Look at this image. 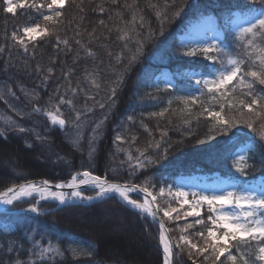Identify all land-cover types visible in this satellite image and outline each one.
<instances>
[{"label":"trees","instance_id":"trees-1","mask_svg":"<svg viewBox=\"0 0 264 264\" xmlns=\"http://www.w3.org/2000/svg\"><path fill=\"white\" fill-rule=\"evenodd\" d=\"M36 2L41 3L44 0H36ZM165 2L166 0H119L117 5H113L111 0H83L84 11L81 12L78 7L80 0H70L61 10L63 24L57 32L60 41L67 40L68 46L61 42L57 47L56 37L49 36L39 40L35 47L29 44V50L25 53L22 48L15 45L11 39V33L34 23H40L43 27L45 22L33 8H18L15 15L5 13L3 11L5 5L3 0H0V46L6 48L5 52L0 53V95L4 96V99H0V116L10 117L25 127L35 128L37 132L46 134L52 144V150H49L46 144L43 147L40 146V142L30 133H8L7 141L14 140L13 144L18 143L27 150L25 146V140H27L34 145L30 150H34L39 156L36 161L37 168L34 167V169L27 166L26 159H23L21 164L23 168H18L24 169L22 171L25 173L21 175L22 177L57 182L68 180L73 173L87 169L109 180L141 184L147 176L151 184L155 185L154 188L150 187V190L157 195V203L164 207L166 201L158 195L159 189L173 183L177 176L194 173L210 176L217 173L223 177L238 178L240 181L259 176V155L248 161L249 164L255 165V168L248 169V177H240L232 167L233 154L251 135L244 125L233 128L226 135H221L217 131L213 133L216 136L215 140L204 144L198 143L208 135L210 121L204 118L196 119L201 111L199 105L192 106L191 115L182 112L185 106L177 99V97L191 94L199 96V86L195 84V77L199 76V73H207L212 67V62L203 56L181 55V52L186 49L179 42L178 35L190 21L201 14H225L222 10L242 7L245 0H176L177 4L185 5L184 11L178 19L164 24L163 35H161V21L157 19L156 13L164 11ZM126 3L134 5L131 11L123 7ZM101 4L105 8L102 14L98 9V5ZM153 5L156 7H152ZM133 12L137 15L136 31L141 35L137 37L136 33L130 32L128 33L130 39H120L119 37L124 33L117 29L125 28ZM117 13H120L123 19L117 16ZM140 16L144 18V28L139 27ZM81 17H83L82 20ZM100 20L105 21L107 27L100 25ZM77 24L80 35H76ZM128 27L133 26L129 24ZM149 27L156 33L155 36L149 37ZM93 29L96 30L93 35L99 39H93L90 43L89 33H92ZM18 34L22 35V32ZM138 38L144 40L142 54H139L138 62L133 64L130 71L124 75V83L117 85L118 73H122L128 65L129 58L137 54ZM77 40L80 44L76 43ZM222 40L228 46L234 42L233 37L225 31H223ZM87 50L95 53V56H88ZM232 50L235 53L239 51V48L234 47ZM6 64L11 67L5 72L3 69ZM25 65L28 66L27 73L22 71ZM37 65L41 69L39 74L35 71ZM215 66L219 67L218 64ZM49 67L53 69L51 74L47 73ZM163 69L173 74V87L164 91L166 85L162 83L163 81H159L161 91L157 92L155 88L148 85L155 82L156 75ZM86 73H92V77H88ZM45 76H48L47 80H44ZM92 78L97 79L99 88L91 84ZM22 87L35 95L36 98L32 99L31 103L30 98H26L21 92ZM113 87L116 88V96L109 99ZM256 87L259 89L264 86L256 85ZM8 88L16 95L12 96ZM73 89L77 90L74 99L76 109L80 111L90 109L85 115L87 128L83 153L74 152L66 142L71 134L69 129L73 127L71 122L64 132L59 129L46 131L49 126L46 117L32 113L33 106L54 111L53 105L56 104L58 97L71 98ZM201 99L207 101V96ZM169 101H171L170 105ZM101 103L105 105L104 108L99 107ZM165 108L168 112L162 118L149 115L159 113ZM60 109L65 119L69 121L73 119L75 114L68 106L61 105ZM215 110H219L218 106ZM17 111H22L25 115L18 116ZM105 116L108 117L107 120H104ZM129 116L132 117L131 121L127 119ZM186 119L191 121L190 126L185 124ZM98 120H103V132L98 144L97 158L93 162L89 160L86 151L87 136L94 122ZM0 127H5V124L0 123ZM117 133L124 137L122 143L113 142ZM162 133L166 135L162 137ZM133 137L135 140L132 139ZM256 139L259 142L258 137ZM7 141L0 140V146L5 147ZM153 142H159L161 148L157 150L149 147V144ZM19 148L24 150L16 147V149ZM118 148L122 151H118ZM164 148H168L167 159L159 160L146 169L137 170L134 175H129L133 170L129 167L127 153L130 152L133 157H136L139 155L137 149H140L155 159ZM46 151L50 153H45ZM55 153L64 156L68 163L58 160ZM131 163L134 164L135 159ZM8 172L0 171V191L16 182L12 172L10 170ZM84 192L93 193L92 190ZM131 196L133 199L141 200L136 193H132ZM171 203L174 207L177 205L173 200ZM26 206H29V203L23 202L15 207ZM40 206L45 214L39 217L27 211H11L5 216L4 211H0V223L12 224V232L16 231L17 225L27 224L36 233H42L45 242L49 239L54 244L59 241L62 248H66L69 242H76L74 247L76 245L84 247L91 241L99 249V256L96 259L106 257L111 264H115L116 261H120L121 264H133V262L134 264H162L158 225L152 222L151 218L144 219L137 215L118 197L91 203H76V206L72 207L56 206L55 202L42 201ZM175 215L173 213V216ZM208 215V209L204 208L200 217L184 218L181 210L182 218L179 221L174 219L169 221L160 213L173 243L179 240L181 235L179 229L186 224H192L193 227L187 229L185 235L200 246L204 245V241L196 233L204 232L207 235L206 228L211 227L208 223ZM196 219H201L203 223L195 224ZM95 222L102 225L111 236L99 233L95 228ZM14 239L11 232L5 233L0 229V249ZM36 239H41V236L37 234ZM182 248V251L174 249L178 255L174 256L173 264H192L187 246L182 245ZM232 251L236 254L235 249ZM65 256L67 257L65 264H92L88 258L73 260L68 252H65ZM193 258L196 264H202V256ZM252 259L255 257L253 256ZM209 264H212V261H209Z\"/></svg>","mask_w":264,"mask_h":264},{"label":"snow or ice","instance_id":"snow-or-ice-1","mask_svg":"<svg viewBox=\"0 0 264 264\" xmlns=\"http://www.w3.org/2000/svg\"><path fill=\"white\" fill-rule=\"evenodd\" d=\"M70 0H44V2L37 3L36 0H3L5 5L3 11L15 15L18 8H33L35 9L41 19L45 22V26L40 23H34L30 26H25L11 33V39L16 46L23 49L25 53L29 50V44L35 47L39 40L49 36H55L57 40V47L62 42L68 46V41H60L57 32L63 24L62 11ZM113 5H117L119 0H111ZM83 0H80L78 5L81 12L84 11L82 7ZM131 11L134 5H123ZM152 7H156L153 5ZM184 4H177L176 0H166L164 11L161 13L157 11V19L160 23V34L163 35V26L165 23H170L172 20L178 19L184 11ZM46 9L47 11H43ZM99 12H105L103 5H98ZM225 14L207 13L201 14L197 18L198 23H203L209 27L196 41H190L183 44L182 47L186 49L181 52V55L186 57L203 56L206 60L212 62V67L207 73H199V78L195 83L199 86L200 95L191 94L185 97H177L184 104L182 112L188 115L192 114V106L199 105L201 111L196 116V119L204 118L210 121L208 135L205 139L199 140L198 143L204 144L215 140L216 136L213 133L217 131L221 135H226L233 128H238L244 125L251 135L248 136L244 143H241L237 151L233 154L234 159L232 167L240 177H248V169L255 168V165L249 164L250 159H255L256 155L260 156L259 160V176H252L250 180L240 181L234 178L236 183L229 188L220 191L219 193L204 194L203 192H188L184 191L182 187H176L174 190L169 187L159 189V196L167 194L171 199L166 201L167 207H161L157 203V195L150 190L155 185L151 184L149 177H145L141 184H132L129 182L117 183L110 182L107 177L94 175L90 170H83L72 175L68 182H59L53 184L49 180L25 181L22 184H13L3 191H0V205L11 206L3 209L5 216H7L18 203L27 202L29 207L26 210L35 214L37 217L45 214L41 210V201H55L58 206L72 207L76 206V202L88 201L91 203L94 200L111 199L118 197L119 200L136 212L137 215L144 219L151 218V221L159 224V244L163 250V264H173L174 256L178 253L174 249L183 250L182 245L187 246L188 256L192 259V264H196L195 257H203L202 264H212L220 262V264H264V87L257 88L256 85L264 86V0H245L242 7L228 8L222 10ZM123 19L120 13H117ZM83 17H81V20ZM111 19V17H110ZM139 27H145L143 16L139 17ZM223 21V23H220ZM137 15L133 12L132 18L125 25L124 29H117L124 33L120 39H130L128 33H136L140 37V33L136 31ZM99 24L107 27L105 21L100 20ZM133 27L129 28L128 25ZM79 25L77 24L76 35H80ZM95 29L89 33L90 43L93 39H99L94 36ZM111 31V29H109ZM149 37L155 36V32L149 27ZM221 31L227 32L233 37V44L228 46L225 41L220 38ZM22 32L21 34H18ZM209 32L212 34L209 35ZM80 44V41H76ZM239 48L238 52H233V48ZM144 48V40L137 39V54H133L129 58L128 65L122 73H118L116 84L124 83V75L130 71L131 66L138 62L139 54H142ZM6 51V48L0 46V53ZM88 56H95L90 50H87ZM109 55H111L109 53ZM219 65L216 67L215 65ZM11 65H5L6 72ZM28 66L25 65L22 69L27 73ZM35 71L39 74L41 69L39 65L36 66ZM53 69L49 67L47 73L51 74ZM88 77H92V73H86ZM48 76L44 77L47 80ZM91 84L99 88L100 84L97 79L92 78ZM166 86L163 89L168 91L173 87L172 83L165 82ZM148 87H153L157 92L161 91L158 82L149 84ZM73 96L65 98L59 96L54 107V111L49 108H42L39 106L32 107V113L36 115H43L49 121V126L46 131L59 129L64 131L66 126L71 122L74 129V134L66 142L74 152L85 151V129L87 123L85 115L90 109L85 111L77 110L74 104L76 89H73ZM8 92L15 96L16 94L8 88ZM26 98L35 99V95L30 93L25 88H21ZM150 95V93H146ZM116 96V88L111 89L112 99ZM207 96V101L201 97ZM0 99H4L0 95ZM94 99V98H93ZM51 103V100H50ZM171 101H169V105ZM66 105L74 112V117L71 121L64 118L60 106ZM218 106L219 110H215ZM100 108H104L103 103L99 104ZM15 110V109H14ZM168 109L160 111L159 113H150V116L164 117ZM18 116L25 115L22 111H17ZM31 115V114H29ZM107 116L104 120H107ZM129 121L132 117H127ZM185 124H191L190 120H185ZM5 127H0V140L7 141L8 133L26 134L30 133L40 142V146L47 145L49 150H52L50 138L46 134L37 132L35 128H28L12 120L10 117L4 121ZM145 129L147 130L146 126ZM103 120L94 122L90 134L87 136V155L90 161H95L99 151L98 144L102 138ZM162 137L166 133L161 134ZM235 135V134H234ZM258 137L259 142H257ZM135 140V137L132 138ZM124 137L117 133L114 138V143L123 142ZM25 146L28 149L34 147L33 144L25 140ZM149 147H154L159 150L161 144L153 142ZM170 147V146H169ZM118 151L122 149L118 148ZM138 156L133 157L129 152L127 159L129 167L132 172L129 175H134L137 170L146 169L149 165L157 163L159 160L167 159L168 148H164L161 153L154 159L152 156L146 154L145 151L137 149ZM58 160L68 163L64 156L55 153ZM135 159V163H131ZM115 171V170H114ZM84 186L90 187L96 192L95 196H85ZM55 188L57 191H53ZM69 189L70 191H64ZM143 193V202L133 199L132 193ZM191 196V200H189ZM174 200L180 208L171 206V201ZM187 205L191 211H185L183 217H200L199 211L202 206L207 205L208 208V223L211 227L206 228L207 235L204 232H197L196 235L201 237L204 245L200 246L193 243L186 235L187 229L193 227L192 224H186L185 227L180 228L181 235L179 240L173 241L167 236L164 220L160 219V213L169 221H179L182 216L180 209ZM173 213L176 215L173 216ZM201 219H196L195 224H202ZM179 227V226H178ZM5 233H10L15 239L11 243H6L0 249V264H65L67 257L65 252H68L73 260L80 258H88L92 264H111L106 257L99 256V249L91 241L87 242L84 247L79 245L73 246L76 242H69L66 248L60 246V242L55 244L51 239L46 242L43 240L42 233H36L34 229H30L27 224L17 225L16 231L12 232L10 225L4 226ZM219 233V234H218ZM39 234L41 239H36ZM232 249L236 250V254ZM255 259H252V257ZM224 257V260L221 258ZM239 257V259H238ZM115 264H121L116 261ZM134 264V262H133Z\"/></svg>","mask_w":264,"mask_h":264},{"label":"rangeland","instance_id":"rangeland-1","mask_svg":"<svg viewBox=\"0 0 264 264\" xmlns=\"http://www.w3.org/2000/svg\"><path fill=\"white\" fill-rule=\"evenodd\" d=\"M208 27L209 26L206 24L198 23L197 18H195L192 21H190L186 25V27L183 29V31L178 35V40L182 45L187 44L190 41H196L200 38V36L205 32V30ZM211 34L212 33L209 32V35H211ZM222 37H223V31H221L220 38L222 39ZM198 78H199V76L195 77L194 81H196V79H198ZM173 79H174L173 74L171 72H169L167 69H163L156 75V78L154 81L155 82L163 81L162 83L164 85H166L165 82L170 81L172 83ZM6 118H8V117L0 116V123L4 124V121ZM46 120H47V118H46ZM47 122L49 124L48 120H47ZM69 132H71V134L68 136L70 138L74 134L73 127L69 129ZM13 141L14 140L7 141L6 142L7 144L5 147L0 146V171L8 172V170H10V172H12L13 179H16L15 180L16 182L14 184H18V183H21L24 181H30V180L38 179V178H28L26 176L22 177L21 175H23L25 173L22 171L24 169H22V170L18 169V168L22 167L21 164H22L24 158L26 159L25 164L27 166L28 165L31 166L32 169H34V167L37 168L36 164L38 162H36V161L39 157V156H37L38 154L34 150H30V149L26 150L25 148H23L22 145H18V143L13 144ZM8 143L11 145H9ZM17 146L23 148L24 150H21L20 148L16 149ZM9 147H12L14 149L10 150ZM45 153H50V152L46 151ZM1 154H6V155H1ZM45 156H48V155H45ZM10 164H12V166ZM78 172H81V171H78ZM75 173H77V172H75ZM75 173H73L72 175H74ZM13 174H15V175H13ZM72 175L70 176V178L68 180H65V181L62 180V181L68 182L71 179ZM234 183H236V180L232 179L231 177H228V176L221 177L217 173H214L213 175H210V176L202 175V174H192V175L177 176L174 179L173 183L168 184L167 186H164V188L167 189V188L171 187L174 190L176 187H182V189L184 191H188V192H203L204 194H211V193H219L220 191L229 188ZM11 185H13V184H11ZM162 197L165 201H169L171 199L167 194H165ZM191 199H192L191 196H189V200H191ZM176 204L177 205L174 207V205H172V203H171V206L179 209L180 208L179 204L177 202H176ZM56 206H58V205L56 204ZM7 207H11V206H7ZM28 207L29 206H26L24 208L13 207L12 211L15 212V211L26 210ZM164 207H167V204ZM204 208L208 209L207 205H204V206H202V208L199 209V211L201 212V215H202ZM181 210L184 213L185 211H191L192 209H190L187 205H184L183 209H180V212H181ZM21 212H26V211H21ZM95 223H94L95 228L99 233L103 234L104 236H111V234L109 232L104 230L102 225L97 224L98 222H95ZM5 225H10L11 229H13V225L10 223H6V222L0 223V229L4 230ZM222 260H224V257Z\"/></svg>","mask_w":264,"mask_h":264},{"label":"water","instance_id":"water-1","mask_svg":"<svg viewBox=\"0 0 264 264\" xmlns=\"http://www.w3.org/2000/svg\"><path fill=\"white\" fill-rule=\"evenodd\" d=\"M42 180H44V179H35V180H32V181H36V182H40V181H42ZM110 182H117V183H125V182H122V181H112V180H109ZM53 184H55L54 182H52ZM20 184H22V183H20ZM132 184H135V183H132ZM84 189H91L90 187H88V186H84ZM92 190V189H91ZM136 194H138V195H140L141 196V198H142V201H139V202H143V193H139V192H136ZM93 196H95V195H93ZM99 199H97V200H94V201H98ZM94 201H92V202H94ZM121 201V200H120ZM55 202V201H54ZM80 201H77L76 203H79ZM83 202H86V203H89L88 201H83ZM122 203H123V201H121ZM56 203H58V202H56ZM4 205H0V211L1 210H3L4 209ZM160 219H162L161 218V216L159 217ZM158 226H159V224L158 223H156ZM165 229H166V227H165ZM167 230V229H166ZM167 236L171 239V236H170V234H169V232L167 231ZM172 240V239H171ZM161 247V246H160ZM161 250H162V247H161ZM162 254H163V251H162Z\"/></svg>","mask_w":264,"mask_h":264},{"label":"bare ground","instance_id":"bare-ground-1","mask_svg":"<svg viewBox=\"0 0 264 264\" xmlns=\"http://www.w3.org/2000/svg\"><path fill=\"white\" fill-rule=\"evenodd\" d=\"M70 180H71V179H70ZM70 180H69V181H70ZM52 190H53V191H57V189H55V188H53ZM64 191L67 192V191H70V190H69V189H64ZM162 251H163V250H162ZM162 264H163V261H162Z\"/></svg>","mask_w":264,"mask_h":264}]
</instances>
